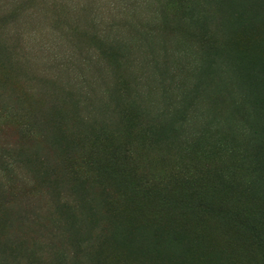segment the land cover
<instances>
[{
    "label": "rangeland",
    "instance_id": "374dc122",
    "mask_svg": "<svg viewBox=\"0 0 264 264\" xmlns=\"http://www.w3.org/2000/svg\"><path fill=\"white\" fill-rule=\"evenodd\" d=\"M0 264H264V0H0Z\"/></svg>",
    "mask_w": 264,
    "mask_h": 264
}]
</instances>
